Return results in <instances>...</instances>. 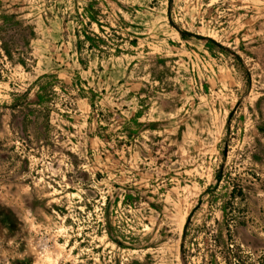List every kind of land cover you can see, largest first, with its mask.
<instances>
[{
    "label": "rangeland",
    "instance_id": "1",
    "mask_svg": "<svg viewBox=\"0 0 264 264\" xmlns=\"http://www.w3.org/2000/svg\"><path fill=\"white\" fill-rule=\"evenodd\" d=\"M168 6L0 0V264L264 258V0Z\"/></svg>",
    "mask_w": 264,
    "mask_h": 264
},
{
    "label": "trees",
    "instance_id": "2",
    "mask_svg": "<svg viewBox=\"0 0 264 264\" xmlns=\"http://www.w3.org/2000/svg\"><path fill=\"white\" fill-rule=\"evenodd\" d=\"M168 16H170V9H171V5H172V0H168ZM87 18L89 19V21H94L95 19L93 17H88L87 15ZM170 18V17H169ZM170 21V24L172 26L173 23L171 21V19H169ZM177 32L178 34L180 35L181 39L183 40H187L189 38H194L196 40H207L208 42L214 44L217 48H219V50L221 51H226V49H224L223 47H221L220 45L214 43V41L210 40V39H204L203 37L201 36H197V35H194V34H191V33H188V32H185V31H182V30H179L177 29ZM234 57L240 61L239 57L237 55H234ZM77 81L81 84L82 81H80V78L77 77ZM79 92L81 93V96L83 98H86L89 102V106L91 107V109H94L95 108V102H94V98H95V93L91 90V89H88L86 93H89L90 94V97H86L84 94H85V90L84 89H79ZM38 101L40 102L42 100V98L40 97V95L37 97ZM134 124H137V119L135 121H133ZM221 175L218 174L216 177H215V180L217 183H219L221 181ZM189 220H187V224H188ZM184 241H185V232L183 233V236H182V243H181V246H180V251H181V254L184 253ZM258 264H264V258L261 259V261L258 263Z\"/></svg>",
    "mask_w": 264,
    "mask_h": 264
}]
</instances>
